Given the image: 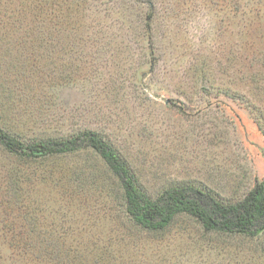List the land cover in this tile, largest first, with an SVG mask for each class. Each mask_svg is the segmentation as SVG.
Here are the masks:
<instances>
[{"label":"rangeland","instance_id":"1","mask_svg":"<svg viewBox=\"0 0 264 264\" xmlns=\"http://www.w3.org/2000/svg\"><path fill=\"white\" fill-rule=\"evenodd\" d=\"M0 117L22 142L96 132L150 198L237 202L264 180V0H0ZM122 205L91 152L0 146V264H264V233L148 232Z\"/></svg>","mask_w":264,"mask_h":264},{"label":"trees","instance_id":"2","mask_svg":"<svg viewBox=\"0 0 264 264\" xmlns=\"http://www.w3.org/2000/svg\"><path fill=\"white\" fill-rule=\"evenodd\" d=\"M150 20L151 14H148L146 31H149ZM0 146L6 155L25 159L91 152L101 160L108 176L117 182L123 216L139 230L163 231L177 216L187 215L208 233L250 238L264 233V180L256 181L247 194L234 203H222L209 191L192 185L171 187L150 198L136 184L115 149L94 131L85 130L60 140L22 142L0 127Z\"/></svg>","mask_w":264,"mask_h":264}]
</instances>
